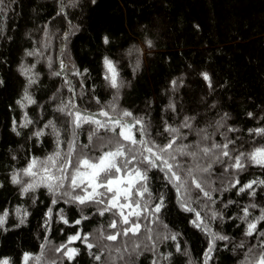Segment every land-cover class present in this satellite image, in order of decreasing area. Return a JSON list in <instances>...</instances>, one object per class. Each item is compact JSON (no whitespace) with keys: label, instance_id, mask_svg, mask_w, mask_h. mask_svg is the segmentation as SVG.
Returning <instances> with one entry per match:
<instances>
[{"label":"trees","instance_id":"16d2710c","mask_svg":"<svg viewBox=\"0 0 264 264\" xmlns=\"http://www.w3.org/2000/svg\"><path fill=\"white\" fill-rule=\"evenodd\" d=\"M0 7L3 8L0 12V80L4 82L0 85V211L8 209L10 212L5 224L7 231L0 229V259L22 264L23 254L28 252L42 255L40 264H69L55 249L80 230L82 235H90L89 242L95 247L90 255L81 241L69 245L80 249L71 264H152L153 259L159 264H189V261L203 264L207 237L189 223L194 214L180 210L171 185L166 189L167 207L162 210V218L168 229L180 233L177 240H164L162 237L167 230L161 224H152V241L142 229L139 236L118 237L113 243L101 236V233L107 235L116 231L108 227L114 218L111 212L101 216L97 211L100 206L65 203L66 197H60L58 203L52 205L53 197L45 187L22 195L21 185H14L11 176L25 168L31 159L43 160L56 151L57 138L51 127H45L50 120L61 130V152L67 150L66 141L72 138L70 118L57 111L62 102L67 104L73 98L65 78L75 86L77 108L98 112L101 108L108 110L115 103L117 113L127 110L134 117H143L156 143L159 119L165 109H170L171 102L175 109L199 111L203 115L200 128L182 135L186 137L182 142L192 145L193 149L197 144L201 147L213 142L223 145L225 135L234 141L228 149L233 156L264 146V136L249 133V129L264 127V58L257 61V55L251 53L247 60H240L243 50L235 45L259 15L263 16L264 23V0H96L95 4L92 0H4ZM61 9L63 14L57 15ZM83 14L99 24L96 33L80 34ZM72 25L78 31L66 42L64 34ZM128 31L145 33V36L139 41L130 37ZM104 36L109 37L107 45L103 43ZM27 52L34 54L27 55ZM75 55L80 56V65L76 64ZM105 55L115 62L119 79L123 81L115 101L116 90L103 79ZM61 60L69 67L74 64L81 72L88 71L82 77L68 73L63 77L53 76L52 71L59 70ZM21 65L32 69L30 75L36 80L34 84L29 86L28 77L21 75ZM202 72L210 75L213 89L203 80ZM173 80L177 81L176 87L171 83ZM26 87L35 101L33 104L22 100ZM17 100L26 106L22 108ZM249 112L253 117L248 116ZM25 117L31 123L20 127ZM13 120L20 135L12 131ZM230 127L238 131L230 132ZM41 130L44 135L35 137L34 133ZM90 130L88 124L77 129L79 144H88ZM133 132L139 139V132L136 129ZM98 135L112 134L102 130ZM204 135L208 136L207 140L202 139ZM85 151L92 156L100 154L90 149ZM178 159L191 163L187 157ZM212 159L214 157H206L199 162L206 166ZM222 159L225 163H213L209 177L212 187L221 189L212 194L215 203L206 202L201 194L199 204L193 207L200 210L203 206L202 215L219 213L223 219L218 217L211 221V228L230 238L217 241V251L209 264H244L248 247L259 245V240L244 235L246 222L239 217L243 216L244 207L252 203L258 207L249 209L248 219L260 215V209L264 208V186L255 187V197L250 196L249 191L239 195L237 192L242 184L264 179V168L246 162L244 170L237 173L229 169L225 173L224 168L230 161ZM149 175L153 176V188L161 189L165 183L163 174L154 169ZM23 179L28 181V177ZM235 179L241 183L222 190ZM192 195L196 198L197 191ZM229 200L233 203L229 204ZM49 207L53 211L50 227H46L45 213ZM17 208L21 209L20 216L16 214ZM61 209L69 220L68 225L60 221ZM81 209L89 218L80 225L70 226L80 218ZM25 211L28 213L25 223L17 227ZM242 241L245 247H236ZM134 242L140 247L132 252ZM153 242L155 251L151 250ZM42 244L45 245L43 252ZM176 244L181 246V252L176 251ZM125 247L128 252L123 251ZM185 250L188 255L183 254ZM258 251L254 249L247 260L251 261ZM168 253L172 254L170 259H163ZM95 255H100V260L94 259Z\"/></svg>","mask_w":264,"mask_h":264},{"label":"snow or ice","instance_id":"6c2138e0","mask_svg":"<svg viewBox=\"0 0 264 264\" xmlns=\"http://www.w3.org/2000/svg\"><path fill=\"white\" fill-rule=\"evenodd\" d=\"M92 3L95 4L96 0H92ZM3 4L4 0H0V5ZM2 11L3 8L0 7V12ZM61 14H63V9L57 13V15ZM75 31H78V28L74 25L70 26L69 31L64 34V40L69 42L70 36L74 35ZM109 42V37L104 36L103 43L107 45ZM66 46L67 44H65ZM61 51L63 52V48ZM26 54L33 55L34 53L27 52ZM102 63L104 67L103 79L110 88L116 90L115 101L119 98V89L123 87V81L119 79L117 66L109 56L105 55ZM49 67L51 68V61L49 62ZM19 71L21 75L28 77L29 86L36 82L35 78L30 75L32 72L31 68L21 65ZM87 71V69H84L81 72L74 64L69 67L68 63L61 60L59 70H53L52 75L63 77L65 73H68L82 77ZM201 76L209 89H213L210 75L207 72H202ZM3 83V80H0V85ZM83 83L82 80L81 90H83ZM171 83L173 87L177 86L176 80ZM65 84L68 85L69 91L73 93V98L67 104L62 102L57 111L65 113L70 118L72 138L66 141L67 150L61 152V130L56 128L53 121H48L45 127H51L57 138L56 151L43 160L38 158L31 159L25 168L11 176V182L14 185H21L22 195L35 191L38 187H45L53 197L52 205L57 204L60 197H66L65 203H75L81 206H100L97 211L101 216L111 212L114 218L110 221L108 227L116 231L107 235L101 233V236L103 239L113 243L117 241L118 237L139 236L142 229L148 233L146 238L152 241V224H161L167 230V234L162 237L164 240L176 241L180 233L172 232L168 229V225L163 223L162 218V210L167 207L166 189L168 185H171L176 192V201L180 210L194 214V218L190 219L189 223L207 237V247L203 252V264H209V261L213 259V253L217 251V241H229L230 238L227 235L214 232L211 228V221L218 217L223 219L219 213L213 211L210 216L208 213H203L202 215L203 206L200 210H197V208L193 207V204H199L201 194L206 202L215 203L212 194L221 189L213 188L212 181L209 179L212 175L213 163H225L222 158H227L230 163L226 164L225 173H228L229 169H234L237 173L244 170L246 162L264 168V146L257 147L249 153L241 151L238 155L233 156L228 149L229 144H233L234 141L228 139L225 135L224 139L226 142L223 145L213 142L210 146L201 147L197 144L195 149H193L192 145L182 142L186 137L180 135V128L191 129L190 120L195 119L194 117H185L180 128H174L166 124L164 131L169 133L171 138L165 144H158L151 138L150 126L143 117H134L127 110L117 113L115 103L110 105L108 110L101 108L98 112H88L87 110L79 109L74 99L77 94L75 86L67 78H65ZM80 94L82 95L83 91ZM22 100L26 101L27 104L35 103L28 94L27 87L24 90ZM16 103L22 108L26 106L21 100H17ZM97 103H100V101L97 100ZM168 107L175 111V105L171 102ZM66 109L67 112H65ZM227 115L225 113V117ZM248 116L253 117V113L249 112ZM30 123L31 121L25 117L20 127H27ZM217 123L218 126H222L220 122ZM85 124L91 126L88 144H79L77 129L82 128ZM134 129L139 132V139L134 134ZM102 130L112 135L99 136L98 134ZM12 131L16 135H20L17 131L15 120H13ZM200 131L203 132L204 130ZM228 131H238V129L230 127ZM249 133L264 136V127L249 129ZM43 135L44 132L42 130L34 133L37 138ZM202 139L207 140L208 136L204 135ZM97 141L99 142L97 143ZM85 149L99 151L100 154L92 156ZM216 150H219V152L217 153ZM178 157H187L191 160V163L181 161ZM206 157H214V159L205 166L199 161ZM13 158L15 159V157ZM154 169L163 174V180L165 181L159 190L153 188V176L149 175ZM24 177H28V181H25ZM240 183L239 179H235L234 182L230 181L222 190L227 191ZM260 186H264V179H253L248 183L242 184L237 194L249 191V195L255 197V187ZM194 190L197 191L196 198H193L192 195ZM228 203L231 204L233 201L229 200ZM257 207L258 205L255 203L245 206L243 216L239 217V219L246 222L244 235L248 237L255 236L259 240V245L248 247L244 264H264V224H262L264 222V208L260 209L259 216H255L251 220L248 219L251 216L249 209ZM15 211L17 216L21 215L20 208ZM52 211V208L49 207L45 213L46 227H50L49 222L52 217ZM9 215L8 209L0 211V229L7 231L5 224ZM27 215L26 211L23 212V217L20 218L19 224L16 225L17 227L25 223ZM115 217H119V219L117 220ZM88 218L87 215L83 214V209H81L80 218L75 219L70 226L80 225L83 220ZM60 221L66 225L69 224V220L63 215V209L60 210ZM144 221H147V224ZM160 238L158 235L157 239ZM45 240H47V237H45ZM89 240V234L82 235L81 231L77 230L74 234L69 235L67 242L59 245L55 251L62 254L71 264V261L79 255L80 249L69 245L81 241L88 249L89 254L92 255V249L95 245ZM40 247L43 252L45 245L42 244ZM139 247L140 244L134 242L132 252H135ZM236 247L244 248L245 243L242 241ZM257 248L259 251L255 253L251 261H248V254L253 253L254 249ZM151 250H156L154 242ZM116 251L119 253L120 249L117 248ZM123 251L128 252L129 250L125 247ZM176 251L181 252L179 244H176ZM183 254L188 255L187 250ZM171 255V253H168L163 256V259L169 260ZM42 258V255L34 256L25 252L22 257V264H29L30 261L32 264H40ZM100 258V255L94 256L96 260H100ZM120 259L123 260L124 257L121 255ZM0 264H10V261L7 258L0 259ZM152 264H159V262L157 259H153ZM189 264H191V261H189Z\"/></svg>","mask_w":264,"mask_h":264},{"label":"rangeland","instance_id":"374dc122","mask_svg":"<svg viewBox=\"0 0 264 264\" xmlns=\"http://www.w3.org/2000/svg\"><path fill=\"white\" fill-rule=\"evenodd\" d=\"M262 15H259V18L254 19L249 24V29L243 34L242 38H239L235 45L236 47L242 48L243 52L241 53L240 60L248 59L247 55L251 57V53L255 54L257 56L256 60L261 61L264 58V23L262 20ZM92 21V18L88 16L87 14H83L80 16V34L83 36H87L90 33H93L97 30H99V24H95ZM127 34L130 37L138 38L139 41L145 36V33H141L138 31H128ZM254 57V58H255ZM253 58V59H254ZM75 62L77 65H80V56L75 55ZM185 117H194L195 119L190 120V123L192 124V128H180V125L184 122ZM174 127V128H180V135H185L188 133L195 132L198 128H200L203 125V115L199 111H181L178 109H165L162 112V115L159 119V126L157 127V139L158 144H165L168 142V140L171 138L169 133L164 131V128L166 126Z\"/></svg>","mask_w":264,"mask_h":264}]
</instances>
